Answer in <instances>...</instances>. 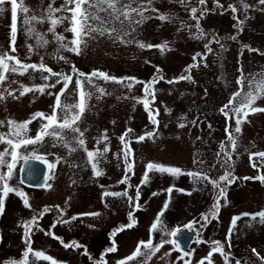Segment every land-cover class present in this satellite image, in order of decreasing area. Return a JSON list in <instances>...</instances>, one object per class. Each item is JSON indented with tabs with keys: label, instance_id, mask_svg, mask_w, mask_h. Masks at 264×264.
Wrapping results in <instances>:
<instances>
[{
	"label": "rangeland",
	"instance_id": "obj_1",
	"mask_svg": "<svg viewBox=\"0 0 264 264\" xmlns=\"http://www.w3.org/2000/svg\"><path fill=\"white\" fill-rule=\"evenodd\" d=\"M51 2L52 0H24L25 5L32 9L28 15L37 16L43 15ZM243 2L251 7L244 10L241 0H206L203 5L198 0H185L184 3L180 0H152L151 4H148L147 0H121L117 5L121 10L123 5L129 3L133 8L143 5L148 9L144 16L149 18L136 24L135 21L141 20V17L132 13V22L124 20L121 16L120 19L124 20L121 25L119 21L112 20L107 12H100L99 15L110 21L103 25L104 27L116 28L117 32L113 37L119 34L124 41L131 42L124 43L110 38L107 34L92 33L91 36L84 37L79 55L64 49L57 51L60 44L48 31L50 24L47 21L34 25L37 32L44 34V38L49 41L47 46L37 47L36 39L25 34L27 26L18 18L15 44L17 50L11 54L24 63L38 65L43 62L55 72L72 75L73 82L62 97L64 103L74 104L78 101L75 80H83L71 71L72 65L79 72H104L117 79L134 77L140 82H150L158 76L164 79L153 85L155 100L151 108L159 110L156 117L158 126L150 121L149 113L145 111L143 104L133 99L144 98L143 83H136L129 91L121 84L94 77V84L104 88L107 93L100 96L95 87L85 82V90L91 93V97L87 100L85 112L78 122V126L84 131L85 147L92 151H102L105 147L110 149L103 156L97 157V168L103 171V175L99 177L88 162L86 152L73 140L74 134L71 131L66 130L64 135L66 140L71 142V147L77 148L75 152L70 153L62 142L51 137H45L42 144L21 149L24 155L31 154L35 149V154L43 157L47 163L44 185L49 183L52 188L48 189L44 185L30 188L20 184L17 173L22 160L18 161L9 183L26 193L31 207H25L21 197L14 193L5 198V211L0 215V261L4 260L5 264H8L9 261L22 259L26 250L23 225L48 207L50 211L39 219L38 226H34L32 230L31 247L34 251H43L58 264H94V260H99L115 239L117 252L104 255V259L107 264H117L134 252L138 242L149 239L150 225L169 200L166 190L173 186L169 207L162 217L168 230L185 226L194 220L200 221L194 225L198 230L197 238L193 239L187 251L191 255L184 260L190 261V264H200L203 259L204 264H208L205 258L213 247L210 242L219 241L224 245L225 252L230 254L229 264H236L237 260L240 264H264V260L259 258L264 257V223H259V218L253 221L242 215L264 210V184L258 180L243 179L264 174V158L253 157L251 161L249 159L252 153L264 152V112L250 114L247 121L241 125V133H235V119L226 120L220 111L233 93L240 89L236 83L241 75L239 69H243V75L248 80L253 77L259 80V74L264 73V5H260L258 0ZM63 4L64 0H55L53 7L59 8ZM231 6L238 10L233 12ZM84 7L89 12H96V9L87 4ZM193 7L197 9L200 29L206 34L200 39L196 38L199 33L196 29L197 20L192 18ZM5 8L6 11L0 15V51L10 49V5H5ZM22 15L18 13V17ZM71 15L70 12L56 13V16ZM160 15L170 19L162 21L158 18ZM240 21H243L242 25ZM89 23L93 27L99 26L97 21ZM69 27V22L65 20L57 25L55 31L66 37L64 43L71 47L69 42L74 38V34L66 31ZM213 38H218L219 43ZM138 42L145 45L167 44V50L162 52L157 47L141 48ZM206 43L212 49L211 52L206 50ZM29 44L33 45L32 52L28 50ZM221 44L224 45L223 48L220 47ZM197 54H202L204 59L201 60L197 56L199 66L191 69L192 80L169 83L170 80L176 81L179 77L189 74L186 69L194 63L193 56ZM61 55L67 62L59 59ZM41 75L48 74L32 70L23 75L18 72L6 73L7 78L0 85V93L5 96V99L0 100V121L5 122L0 126V134L8 133V120L17 123L32 120L37 112L51 115L55 95L47 93H58L63 87L62 83L57 84L55 88L46 89L44 94L29 92L20 95L21 85L31 88L55 82V77L44 81ZM4 89L11 91L13 96H9ZM253 106L264 108V98L256 100ZM41 123L46 121L33 120L27 135L34 137ZM181 123L185 127H179ZM226 128L238 141L236 151L232 153L231 168L224 164L223 151L228 149H222V145L230 144ZM128 129L132 131L126 139L130 142L133 152L129 161L134 167L133 171L128 173V184H121L119 181L125 176L126 163L120 137ZM148 132H154L155 135L142 142L137 141V137ZM105 134L107 140L103 139ZM4 147L6 145L0 144V151ZM58 159L59 163L56 164L53 175L48 164L56 163ZM150 162L178 167L184 172H204L213 179L227 170L238 179L227 186L226 198H221L218 218L210 219L206 226L201 227V214L209 212L218 190H214L207 182L194 183L187 175L173 178L158 173H149L150 182L141 185L146 165ZM253 163L257 164V168L252 167ZM4 171L6 168L0 167V172ZM50 175L52 178L48 179ZM137 185H140L139 203L142 205L140 210L134 211L137 224L113 237L115 229L129 223L128 213L133 211V208L126 197H106L103 194L106 191H127L129 196L134 197ZM154 192L157 195L153 196ZM83 213L99 215H80ZM72 216H77L78 219L71 221ZM236 216H242V219L236 222L229 240L231 221ZM60 219L69 220L70 223H56ZM54 223L56 227L51 228ZM48 231L62 238L65 243L77 241L87 249L89 255L84 254V248H64L59 240L45 234ZM163 238L171 239L169 236ZM160 239L159 233H153L154 244ZM198 240L204 242L198 243ZM173 249V244H165L147 264H184V261H178L184 251ZM252 249L259 253V257ZM142 251H145L146 257V250ZM169 252L170 256L165 255ZM89 256L94 259H89ZM145 257H138L129 264H144ZM210 259L212 264H225L224 257L219 253H214ZM28 264L50 262L35 260L30 254Z\"/></svg>",
	"mask_w": 264,
	"mask_h": 264
},
{
	"label": "snow or ice",
	"instance_id": "obj_2",
	"mask_svg": "<svg viewBox=\"0 0 264 264\" xmlns=\"http://www.w3.org/2000/svg\"><path fill=\"white\" fill-rule=\"evenodd\" d=\"M55 0H52L51 3H49L47 10L45 13L41 16H37L35 14L28 15L32 9L30 7L26 6L24 3V0H0V15H2L5 11V5H10V19H11V38H10V49L6 51H0V85L3 84V82L6 80V73H19L23 75L24 73L28 72L29 70L32 71H39L41 73H47L48 75H41V79L44 81H48L50 78L55 77V82L48 84L45 83L43 85H38L34 87H27L21 85L22 91L20 92V95L23 96L26 93L29 92H39L40 94H44L46 89L55 88L57 84H63V87L60 89L58 93H52L48 92V95H55V103L52 107V113L51 115H45L42 112H37L33 115L32 120L24 121L17 123L13 120H8L7 125L9 128L8 133L6 134H0V144L6 145V147L3 148L2 151H0V167L6 168V171L0 172V215L4 214L5 211V198L8 197L10 193H14L15 195L21 197L23 200V204L25 207L30 208L31 205L29 204L28 197L26 193L23 191L13 187L10 185L9 181L13 178V173L16 168V164L19 160H29V159H43V157L38 156L35 154V149L33 152L29 155H24L21 152V149H27L28 146H36L38 144H42L45 140V137H51L56 141L62 142L64 147L68 148L69 152H75L77 150L76 147H71V142L67 141L64 135V132L66 130L71 131L73 135V140L75 143L82 148L87 155L88 162L92 165V168L94 170V173L97 177L103 175V171L97 168V164L99 161L97 160L98 156H103L105 153L110 151L108 147L103 148L101 151L100 149H96L95 151L88 150L85 147V140L84 137V131L80 129L78 126V122L81 120L82 115L85 112V109L87 107V100L90 99L91 93L87 92L85 90V82L89 85H92L96 88V91L100 94V96H103L106 93L104 88H101L94 84L93 78L98 77L104 81H112L114 83H118L126 87L129 91L132 90V88L135 86L136 83H143L144 84V98L139 99L136 97H133V99L136 100L137 103L143 104V107L145 111L149 113V119L153 123V125L159 124V121L156 119V117L159 115V110H154L151 108V104L155 100V91L153 89V85L158 83L160 80H163L164 78L162 76H158L154 78L150 82H140L136 81V78L134 77H125L122 79H117L116 77L109 76L107 73L104 72H93L91 74H86L83 72H79L78 69L74 65H72L71 71L75 72L78 77H82V79H76L75 80V91L76 95L78 96V101L74 104H67L64 103L62 100V97L65 96V93L69 90V85L73 82V77L70 74L62 73V72H55L50 67H47L43 62L40 64H32V63H24L22 62L18 57L12 55L11 53L16 52V37H17V23L18 18L22 19V23L26 25L25 28V34L29 37H34L36 39V45L37 47H45L48 45L49 41L44 38V34L37 32L35 28V24H42L45 21L49 22L50 27L48 29L49 32L53 34V37L56 41L59 42L60 47L57 49V51H60V49H64L69 52H74L75 54L79 55L81 53L80 45L84 43V37L85 36H91L92 33H98L100 35L107 34L110 38H114L116 40H120L124 43H130L131 41H124L123 37L119 34L115 35L113 37V34L117 32L116 28H107L104 27L106 23L110 21H106L104 18H102L99 13L100 12H107L112 20L119 21L121 25H123L124 20H128L130 23L131 20V14L136 13L138 16L141 17V20L135 21L136 24L141 23L143 20L148 19L149 17L144 16V12L148 9L143 7V5L138 6L136 8H133L131 3L123 5V10L121 8H118L117 5L120 4L121 0H64V4L62 7H53ZM181 3H184L185 0H180ZM200 4H205L206 0H198ZM260 5H264V0H258ZM148 4L152 3V0H147ZM88 5L90 8L96 9L95 13L89 12L87 8L84 7V5ZM241 5L244 10H247L250 8V5H247L246 3L241 0ZM110 10V11H109ZM155 11V9H152ZM231 10L233 12H236L238 9L235 6H231ZM59 12H70L72 13L71 16H56V13ZM18 13L23 14L22 17H18ZM192 18L197 20L196 29L199 35L196 37L198 39L203 38L206 34L203 32L202 29H200L199 25V18L196 16L197 9L195 7L191 8ZM201 15H203V10L201 11ZM121 16L124 17V20H121ZM160 20H168L170 17L160 15L158 17ZM67 20L70 24V27L66 29V31H71L74 34V38L69 42L71 44V47H69L68 43H64L66 40V37L63 35H60L56 33L55 29L57 25L62 24ZM89 21H97L98 25L97 27H93ZM241 25L243 24V21L239 22ZM127 35V33H125ZM216 43H219L218 38H213ZM229 39H235V37H229ZM138 46L141 48H152L157 47L162 52L167 50V44L163 45H145L143 43L138 42ZM29 52L33 51V45L29 44L28 46ZM221 48L224 47L223 44L220 45ZM205 48L208 52H211L212 49L209 47V45L206 43ZM252 51H257L255 49H252ZM197 56L200 57L201 60L204 59V56L202 54H197L193 56V64L189 66L188 69H186V72L189 74L183 75L179 77L176 81H168L169 83L173 82H179V80H192V77L190 75L191 69L198 67L197 63ZM59 59L66 60L64 56H59ZM43 58H41V61ZM159 71V70H157ZM241 72L240 77L237 78V85L240 86V89L233 93V95L230 97L229 101L224 104L220 111L225 116L226 120L235 119V133H241L242 123L247 121V117L250 114H255L259 112H264V108L260 107H254L256 100L264 98V73L259 74L260 79L257 80L255 77L253 79L248 80L247 77L243 75V69H239ZM127 81V83H126ZM245 81H247V90H245ZM5 92L9 96H13V93L11 91H8L7 89H4ZM149 97H151V100H149ZM16 98V97H14ZM5 99V96L3 93H0V100ZM62 114V115H60ZM39 119L41 121H46V123H41L40 129L37 131L36 135L34 137H30L27 135L29 131V125L33 122V120ZM4 121H0V126L4 125ZM195 123V121H193ZM179 127H185L183 123L178 125ZM131 129L126 130L124 134L121 135L120 141L123 145L122 152L124 156V160L126 163V172L124 178L119 181L121 184H128L129 176L128 173H131L133 171L134 164L129 161V157L133 155L130 142L126 139L129 133H131ZM226 132L228 134V140L230 144L228 146L222 145L223 148H227L228 150L223 151L224 164L231 168V161H232V153L236 151V148L238 146L237 137L231 132L228 131L226 128ZM155 135L154 132H148L145 135H141L137 137L138 142L144 141L146 138H152ZM104 140H107L108 137L105 134L103 137ZM99 143V141H98ZM220 155V153H218ZM253 157L258 158H264V152L259 153H252L249 156L250 161ZM196 161H194L195 163ZM59 163V159L56 161V163H50L48 164V168L50 172L54 175V169L56 168V164ZM252 167L257 168V164L253 163ZM149 173H158V174H167L173 178L179 177L181 175H187L190 178H192L194 183L198 184H204L207 182V184H210L211 187L214 190H218L217 196L215 197V201L206 214H201V220L203 221L202 224H200L201 227L206 226L207 223L210 222V219L214 220L218 218V213L220 211L221 207V198H226V188L227 186L233 184L238 178L235 177L231 171H225L224 174L220 175L218 178L213 179L210 177L207 173L204 172H184L182 169L178 167H172V166H165L162 164L157 163H148L146 165L145 172L143 174V177L140 181L141 185H146L150 182V176ZM52 175L48 177V179H51ZM245 180H258L262 184H264V174L257 175L256 177H244ZM23 183V181H21ZM44 187L51 189L52 185L49 183H46ZM131 187V185H129ZM174 187L170 186L166 191L169 193V200L165 202L163 205V208L161 211L156 215L153 223L150 225L149 229V239L147 241H140L137 244L136 249L134 252L127 256L124 259H121L117 262V264H129V262L136 260L138 257H145V251H142V249L146 250L147 256L145 257L144 264H147V261L152 258V256L155 255L156 252H158L165 244H173L174 249L173 250H180L179 245L176 244L174 240L171 239H164V236L169 237H176L182 229L175 228L171 231L168 230V227L166 225V222L162 217H164L165 212L167 211L171 199V193L173 192ZM195 190V189H194ZM179 191H184L182 189H179ZM191 195V193H188ZM104 196H111V197H126L128 199L129 205L133 208V211H130L128 213V220L129 223L126 225H121L119 228L115 229L112 233V236L115 237L118 232H123L125 229H131L137 224V220L134 218V211L140 210L142 208V205L139 203L140 201V195H141V189L140 185L136 186V192L135 196H129V193L127 191L123 192H104ZM153 196L157 195V193H152ZM59 207V206H57ZM50 211L48 207H45L41 212L38 213L37 216H33L29 221L25 222L23 225L24 228V243L26 245V250L23 253L22 259L20 261H9L8 264H28L29 255L31 254L35 260H41L45 262H50V264H58V262L53 259L52 257L46 255L43 251L39 250H33L31 247L32 241H31V235L32 230L34 226H38L39 219L43 217L45 213ZM64 213L63 210H61V217H63ZM82 216H98L99 213H83L80 214ZM243 216L249 217L251 220L256 221L257 218H259V223H264V210L259 211L255 214H249L244 213ZM77 216H72L70 218L71 221L77 220ZM242 219V216H236L233 217L231 221V226L229 228V240L231 237V233L233 232V229L236 226V222L238 220ZM56 223H63L68 224L70 223L69 220L60 219ZM56 223L52 224L50 227L55 228ZM200 221H191L188 224L184 226V228L188 229L189 231L194 230V225L199 224ZM91 227V226H90ZM42 230V229H41ZM153 233H159L161 235V239L158 243H153ZM46 235L52 236V238L57 239L60 241V243L63 245L64 248H74V249H81L84 248V254L89 255L87 249L79 244L77 241H71L70 243H65L62 238L55 236V234L51 231H48L45 233ZM198 243H202L204 241H197ZM213 247L208 253V256L205 258L208 260V264H212L211 257L214 253H219L222 255L225 259V264H229V253L225 252L224 245L221 244L219 241H211L210 242ZM231 245L229 244V247ZM118 248L116 245L115 239L112 240V244L110 247H108L105 250L104 255L108 253H115L117 252ZM252 252L259 257V253L256 252L255 249H252ZM104 255H102L99 260H94V264H107V261L104 259ZM165 255H171V252L166 253ZM191 253L184 251L183 254L178 257V261H184V264H190V261L184 260L185 257L190 256ZM261 260H264V257H259ZM89 259H94L91 256H89ZM200 264H204V260L202 259L200 261ZM236 264H240V261L237 260Z\"/></svg>",
	"mask_w": 264,
	"mask_h": 264
},
{
	"label": "water",
	"instance_id": "obj_3",
	"mask_svg": "<svg viewBox=\"0 0 264 264\" xmlns=\"http://www.w3.org/2000/svg\"><path fill=\"white\" fill-rule=\"evenodd\" d=\"M46 172L47 164L44 160H22L18 167V180L20 183L23 181L21 184L25 186L38 188L44 184ZM175 228H180L182 231L176 237H171L172 240L178 243L181 250L189 251V246L193 238L197 237V228L194 227L192 231L184 228V226H177Z\"/></svg>",
	"mask_w": 264,
	"mask_h": 264
},
{
	"label": "flooded vegetation",
	"instance_id": "obj_4",
	"mask_svg": "<svg viewBox=\"0 0 264 264\" xmlns=\"http://www.w3.org/2000/svg\"><path fill=\"white\" fill-rule=\"evenodd\" d=\"M0 264H5V261L4 260L0 261Z\"/></svg>",
	"mask_w": 264,
	"mask_h": 264
}]
</instances>
